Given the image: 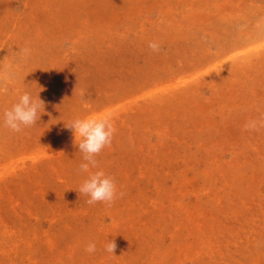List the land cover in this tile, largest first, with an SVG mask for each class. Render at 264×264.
<instances>
[{
  "label": "rangeland",
  "instance_id": "1",
  "mask_svg": "<svg viewBox=\"0 0 264 264\" xmlns=\"http://www.w3.org/2000/svg\"><path fill=\"white\" fill-rule=\"evenodd\" d=\"M103 116L110 207L66 128ZM262 119L264 0H0V264H264Z\"/></svg>",
  "mask_w": 264,
  "mask_h": 264
},
{
  "label": "clouds",
  "instance_id": "2",
  "mask_svg": "<svg viewBox=\"0 0 264 264\" xmlns=\"http://www.w3.org/2000/svg\"><path fill=\"white\" fill-rule=\"evenodd\" d=\"M156 48L155 44L149 45ZM19 55L22 59H27L31 55V49L24 47L20 49ZM43 90V89H42ZM45 101L35 97L25 91L19 96L16 103L3 113V125L13 132L19 133L23 129L36 125L44 114ZM264 127V119L260 121H249L245 124V129L249 131L258 130ZM73 133L75 146L83 154V161L79 165L81 173H90L88 178L79 187V193L89 197V205L97 202L106 203L109 207L118 198L114 180L105 174L104 171L90 172V169L98 167L96 157L106 148L110 147L116 128L109 116L100 118H78L66 126ZM122 197L123 193H119ZM117 249L114 239H110L105 246V251L113 256ZM85 251L92 254L96 251L95 242H90Z\"/></svg>",
  "mask_w": 264,
  "mask_h": 264
}]
</instances>
